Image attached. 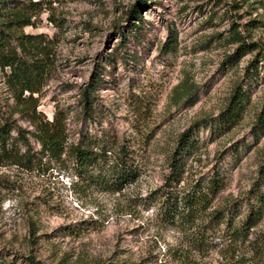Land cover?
I'll use <instances>...</instances> for the list:
<instances>
[{
  "label": "rangeland",
  "instance_id": "obj_1",
  "mask_svg": "<svg viewBox=\"0 0 264 264\" xmlns=\"http://www.w3.org/2000/svg\"><path fill=\"white\" fill-rule=\"evenodd\" d=\"M38 1L29 10L31 23L21 28L49 53L43 84L33 93L36 109L48 118L62 112L69 141H123L140 175L121 190H108L87 172L74 175L69 159L65 166L41 155L27 133L33 166L0 165V264H31L29 256L36 264H264V217L244 240L220 235L227 230L221 223L208 248L198 249L189 230L157 214L147 198L162 182L177 135L192 127L197 145L188 156L190 173L219 167L225 185L214 203L237 198L238 211H245L251 183L264 167V126L254 130L264 114V68L259 62L247 70L264 52V0H147L133 22L126 11L136 0ZM232 26L256 48L231 64ZM169 35L175 44L165 52L161 45ZM96 67L100 77L86 115L80 90ZM6 70L0 65V115L33 131L16 111ZM237 83L245 93L241 117L218 127ZM11 136L16 141V131Z\"/></svg>",
  "mask_w": 264,
  "mask_h": 264
},
{
  "label": "trees",
  "instance_id": "obj_2",
  "mask_svg": "<svg viewBox=\"0 0 264 264\" xmlns=\"http://www.w3.org/2000/svg\"><path fill=\"white\" fill-rule=\"evenodd\" d=\"M0 2L3 5L0 6V65L7 68L6 83L18 106L16 111L25 114L33 125V131H30L21 127L10 116L0 115V165L10 163L25 168L33 166L32 157L35 156L31 152L32 146L27 136L31 132L39 143L41 155L65 166L69 159L74 175L79 178L87 172L91 180L114 191L121 190L127 183L136 180L140 175V167L135 157H129L128 145L123 141L108 144L92 137L69 141L62 112L55 111L48 118L36 109L37 97L33 93L39 91L43 84L49 53L45 43L37 40V36L31 33H24L21 28L31 23L29 10L36 8L39 1L28 0L27 3L14 6H8L6 0ZM147 3V0L134 1L126 11L127 20H140ZM229 38L230 42L236 44L234 50L227 54V60L231 64L237 55L256 48V43L247 40L246 34L237 26H232ZM13 39L17 40L16 45L11 43ZM174 44L175 39L169 35L161 48L168 52ZM16 46L24 55L16 50ZM259 62L264 68V52L248 62L247 70L255 69ZM99 77L100 72L96 67L80 90L81 109L86 115L89 114ZM25 90L28 91L27 94H24ZM244 97L241 83L235 84L217 117L218 127L229 128L241 117ZM263 126L264 114L259 113L254 130ZM13 130L17 133L16 141L11 136ZM196 143L197 137L192 127H187L177 135L167 154V171L162 182L148 192V203L155 207L161 217L172 224H178L183 230H189L190 241L195 248L207 249L211 243L209 235L216 234L221 223L227 226V230L221 231L220 235H227V238L234 241L248 238L264 217V167L261 165L258 175L253 179L245 211L240 213L237 198L227 200L225 204L214 203L225 185V175L219 167L215 166L210 172L197 176L190 173L188 156L195 149ZM27 261L36 264L33 256H29ZM118 264L133 263L123 261Z\"/></svg>",
  "mask_w": 264,
  "mask_h": 264
}]
</instances>
